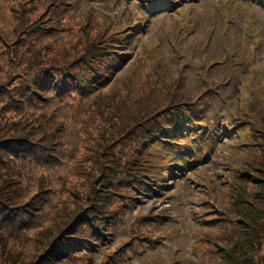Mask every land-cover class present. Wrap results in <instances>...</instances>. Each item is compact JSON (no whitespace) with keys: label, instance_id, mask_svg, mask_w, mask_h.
I'll return each instance as SVG.
<instances>
[{"label":"rangeland","instance_id":"374dc122","mask_svg":"<svg viewBox=\"0 0 264 264\" xmlns=\"http://www.w3.org/2000/svg\"><path fill=\"white\" fill-rule=\"evenodd\" d=\"M97 30L117 53L115 79L83 101L50 93L49 83L82 72L80 49ZM170 94L176 110H167ZM179 114L181 131L164 138L169 123L159 121ZM135 157L151 182L133 185ZM263 171L260 0H0V198L15 207L0 205V225L27 211L12 231L0 228L1 264L38 263L77 213L95 225L89 217L108 196L114 237L64 264H112V252L124 264H209L214 253L221 264H264ZM133 191L135 205L122 209ZM243 192L248 213L237 205ZM39 195L44 211L34 217L26 203ZM151 230L158 248L141 257L132 247L145 241L133 232Z\"/></svg>","mask_w":264,"mask_h":264},{"label":"trees","instance_id":"16d2710c","mask_svg":"<svg viewBox=\"0 0 264 264\" xmlns=\"http://www.w3.org/2000/svg\"><path fill=\"white\" fill-rule=\"evenodd\" d=\"M36 30L39 33L42 31L45 34L44 30L40 27H37ZM48 37L49 36H47V38ZM40 38L41 37L38 36L39 42H40ZM41 40L43 39L41 38ZM114 49L115 48L112 47V42H109L108 36L104 31H98V30L95 31L89 38H87L84 41V43L82 44V48L80 49V51H83V55L85 56V59L82 61L83 64L79 68V70H81L82 72H80L79 74L77 73V76L75 77L74 80H70L64 83H61L62 81H60V83H56V85L54 84L55 85L54 88H51V84L49 83V85L46 88L50 89V93L58 91L65 95L67 92L66 90H70L69 93L71 95H73V93H77V94L79 93L81 97V101H83L84 99L91 98L90 94L100 92L102 85L107 86L109 83H111V81L114 78L113 72H115V70H117L118 68V66L117 65L115 66V63H113L117 61L115 57L117 53H115ZM67 60L71 61L70 57H68ZM65 83H67V86L70 84L72 88L70 89H66L67 87L63 88L61 85H64ZM150 84H154L156 88H162L163 86H167L168 82L163 81V85H160L158 81L153 80L151 81ZM75 85L77 87L76 91H75L76 89ZM59 86H61L59 88L61 90L58 89ZM138 94L139 93L135 94L134 96H138ZM169 97H170L171 103H170V107H168L167 110H176L175 108H173V105L177 103L176 98L171 94L169 95ZM112 99L113 98L111 97V100ZM151 101L153 105L158 104L159 106H161V103L167 102L165 100H161V101L151 100ZM166 106H167L166 104L162 105L161 109L159 110H164ZM166 114L169 116H173L174 112L168 111ZM181 115L182 114L175 115L169 122H166L164 119L159 121L161 126H165L166 123H169L165 127V131L163 132L165 136L164 138H167L168 136L172 137L177 132L181 131V128L179 124L177 123ZM135 119L136 117L134 115H133V118L130 119V122L133 123V125H135ZM154 127L155 126H153V128ZM172 128L175 130L171 131V133L172 132L173 133L172 134L170 133L169 135L167 131ZM131 129H133V127H131ZM148 129L151 130V127H148ZM139 133L142 134L141 132ZM23 139H26L29 142H32V139L29 138L28 135H23L21 140L23 141ZM135 142L140 143V146L142 147V155L145 156L148 150V143H147L148 141L145 140L143 137H141V138L136 139ZM142 164H143L142 160L140 161V159H137L136 157L133 159V168L135 169L133 171V176H135L133 185H135V183H142V182L146 183L147 181L151 182L148 179V175L146 174L145 170L140 168ZM259 178L264 179V171L263 173H261V176H259ZM255 185L259 186L257 184ZM262 196L264 195L260 194L259 196L260 202L257 204V206H260L259 209H263L264 207L262 206L264 205V198ZM137 198H138L137 195L133 191V197L128 196L127 198H125V200L129 199L126 205L127 207L124 206L122 209H129L131 205L134 206L137 201ZM246 198L247 197L244 192L240 193V199L237 205L239 208L245 209V211H247L248 213V209L244 206ZM40 200L44 201V198L42 197V195H39L37 200L26 203V205L29 204L31 208L33 209V211L35 212L34 217H36L37 215L41 216V214L44 211L42 210L43 205L40 203L41 202ZM104 200H106V202ZM104 200L101 201L102 203L101 202L98 203L97 209L92 213L91 217H89V218H92V217L95 218V222H96L95 225L92 223L91 220H89L86 223H81L83 218H85L87 215L83 217V215H81V212L77 213L76 216L73 217L74 219L72 218L73 220H72L71 228L69 229V233L66 232L61 235L56 236L53 239V241L50 243L48 249H46L45 255L42 257L36 258V260H39L38 263L36 261H33L30 264H47V263L50 264L49 258H51V260L54 261L53 264H64V263H69L79 254L80 255L84 254L85 256L83 258H86V256L89 257L91 254L98 253L99 249L105 246L106 242L107 241L109 242L114 237L115 233L112 230H113L115 222L117 221V219H114L109 222V219H111V214H112L109 211V205H110L109 196L108 198ZM1 201L2 203H0V205L4 204V206L6 207L7 206L6 203L4 202V200L0 198V202ZM7 208L8 210L15 209V207H8V206ZM6 214H7V217L10 215L8 212L7 213L5 212V217H6ZM21 215L22 213H18V214L15 213V215H11L9 222L15 223L18 218L19 219L22 218L25 221V216L27 215V211L24 210L23 217H21ZM112 217H113V214H112ZM146 219L147 217H144V219L138 218L137 220L144 223ZM9 222L5 223L4 225H0V228L3 227L9 231H12L14 229L13 224H9ZM35 226H37V223H33V227ZM36 228H39V227H36ZM153 232L154 231L151 230L148 233L150 234L148 236L146 235L147 233L143 235L141 233L135 234L133 232V242L135 239H137L140 242L145 241L144 243H142L141 246L132 247L133 251H136L139 248H142L141 251H138L139 256L142 257L146 254L145 251L149 249L154 250L156 248L157 242H156V239L152 238ZM12 234L14 235V233ZM223 236H227L226 238L231 237L230 234L229 235L225 234ZM107 237H109L108 240H107ZM238 246L239 245H237V247ZM198 252L199 251H197V254H198L197 256H200V253ZM235 252H237V250ZM214 254H215V257H213L214 258L213 260L210 259L212 254L209 256V259L211 260L209 264H221L222 260L219 259L216 253ZM117 255H118L117 252H112L108 255V258L112 261V264H124V262H120L119 260H117ZM125 255L126 253L123 256V260L125 258ZM83 258H81V260ZM131 259L132 257H128L126 262H129ZM227 263L228 262L226 260V264ZM3 264H24V263H21V261H16V260H9V261L7 260V262ZM171 264H175V263H171ZM228 264H232V263L229 262Z\"/></svg>","mask_w":264,"mask_h":264}]
</instances>
